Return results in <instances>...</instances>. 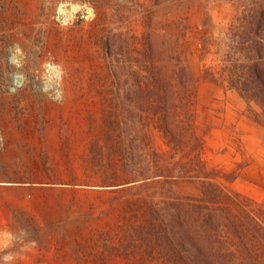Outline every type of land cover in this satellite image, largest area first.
Returning <instances> with one entry per match:
<instances>
[{
    "label": "rangeland",
    "instance_id": "rangeland-1",
    "mask_svg": "<svg viewBox=\"0 0 264 264\" xmlns=\"http://www.w3.org/2000/svg\"><path fill=\"white\" fill-rule=\"evenodd\" d=\"M249 1L0 0V153L8 160L0 169V180L8 182L0 185V264H162L144 246L127 243L121 226L143 221L131 213L132 202L139 196L198 198L200 183L162 179L136 191L113 187L119 161L112 151L115 131L104 122L109 101L132 86L128 72L136 68L145 34L179 92L176 62L196 77L203 64H214ZM207 84L197 81L191 105L201 158L221 173L241 171L247 162L237 139L223 130L221 104L212 101ZM250 111L259 109L251 105ZM125 129L149 134L154 150L168 153L156 129ZM219 180L264 215L262 182ZM1 188H24V204L3 200L20 195ZM38 210L61 216L47 223Z\"/></svg>",
    "mask_w": 264,
    "mask_h": 264
},
{
    "label": "trees",
    "instance_id": "trees-1",
    "mask_svg": "<svg viewBox=\"0 0 264 264\" xmlns=\"http://www.w3.org/2000/svg\"><path fill=\"white\" fill-rule=\"evenodd\" d=\"M151 40L144 35L136 68L128 72L132 86L113 93L104 118L115 131L112 151L119 161L113 187L136 191L156 180L198 179L201 191L198 198L137 197L130 211L143 221L121 226L128 230L127 243L144 246L162 264H264V215L257 203L219 180L233 183L239 169L226 174L206 167L191 110L195 84L206 81L236 92L246 102L244 115L264 128V0L243 6L229 27L226 49L215 54L214 64H203L199 76L176 62L179 92L155 59ZM251 105L259 111H250ZM133 126L156 129L168 153L156 152L149 134L126 131ZM174 155L183 161H174Z\"/></svg>",
    "mask_w": 264,
    "mask_h": 264
},
{
    "label": "crops",
    "instance_id": "crops-1",
    "mask_svg": "<svg viewBox=\"0 0 264 264\" xmlns=\"http://www.w3.org/2000/svg\"><path fill=\"white\" fill-rule=\"evenodd\" d=\"M209 90L214 92L212 101L221 104V118L218 119L220 124L223 125V130H227L230 133L232 139H237L239 144V156L247 163L244 165L240 172V177L246 179V183L252 186L254 182L264 184V128L254 123L249 118L243 115L246 108V102L241 99L238 94L231 90H224L219 86L213 84L205 85ZM203 88L200 87L199 93L202 95ZM200 95V96H201ZM220 128V127H219ZM211 133L215 134V129H211ZM219 133V129L216 130ZM7 158L5 154L0 153V169L5 168L7 164ZM0 177H5L1 174ZM0 185H8L7 181L0 180ZM17 191L19 197H8L3 195V200L8 202H14L15 205H23L25 199L24 188H1V190ZM244 193L247 196H251L249 188ZM15 193V192H14ZM37 204L41 203V198H37ZM37 216L44 220V222L50 223L58 220L61 215L56 216L54 213L48 211L38 210ZM54 214V216L50 215Z\"/></svg>",
    "mask_w": 264,
    "mask_h": 264
}]
</instances>
